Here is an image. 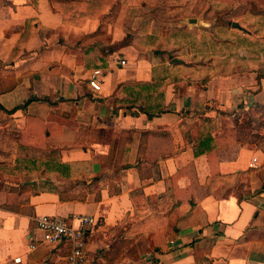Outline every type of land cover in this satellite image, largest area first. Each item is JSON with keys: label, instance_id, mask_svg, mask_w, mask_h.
Listing matches in <instances>:
<instances>
[{"label": "crops", "instance_id": "0c3cea01", "mask_svg": "<svg viewBox=\"0 0 264 264\" xmlns=\"http://www.w3.org/2000/svg\"><path fill=\"white\" fill-rule=\"evenodd\" d=\"M227 1L0 0V264L66 263L67 245L37 240L40 215L97 220L88 264H264V191L210 190L216 175L262 171L264 153L214 131L196 155L203 118L264 107V49L218 42L235 31L264 47V17L218 20ZM170 22L182 31L164 37Z\"/></svg>", "mask_w": 264, "mask_h": 264}, {"label": "rangeland", "instance_id": "374dc122", "mask_svg": "<svg viewBox=\"0 0 264 264\" xmlns=\"http://www.w3.org/2000/svg\"><path fill=\"white\" fill-rule=\"evenodd\" d=\"M227 2H230V0H228ZM231 2H233L234 5H230L231 3H229V6H225V10H227V13L223 12H217L216 13V17H218V20H223V17L225 16H230L231 20L233 19H237L240 24L244 23L241 22L242 20H245V17L250 13V12H262L264 10H261V8H264V0H232ZM252 3L253 5H256V3H258V5H261L260 8L253 10L249 5L247 8H244L245 3ZM263 6V7H262ZM256 7V6H255ZM250 8V9H249ZM248 10L250 12H248ZM258 10V11H257ZM149 11V8H146V10H142L139 9L137 10V12H135V14L140 15V16H148V15H153V14H159L157 13V11H154L153 13ZM116 16L118 17V14H116L115 12H109L106 13V18L108 20H113L116 19ZM169 17V12H167V10H164V17ZM250 23L247 26H251L253 24V19H250ZM147 24L145 23V18L142 19V28L140 30H144L145 26ZM231 26V25H230ZM182 26H179L176 23H171L170 24H164V37H169V35H171V33L177 32V31H182V28H180ZM161 29V28H160ZM148 30V29H147ZM149 30L153 31V30H157L159 31V28H149ZM189 39H185V40H178V45L181 44L179 47L177 45V47L180 49H184V43L189 42ZM122 43H124V39H122L121 41ZM108 44V43H107ZM106 44V50L112 49V45L108 44L109 46H107ZM160 51V47L154 48L152 50V52H157ZM181 55H183L181 53ZM245 112L242 109L238 110V114H240V118L239 121L236 122L234 119V115L231 116H224L222 118H220L217 121V134L218 135H222L223 137H225L227 146L229 147H233L236 149V147L239 146H246L249 149H253V150H260L264 153V107H262V109L260 110H255L252 111V116H254L255 121L253 123H246L244 121V117L245 115H243ZM224 139V140H225ZM1 143V141H0ZM240 148V147H239ZM1 159V157H0ZM262 165V171H257V169L253 170V168H249L248 171H246V174H244L242 177H239V182H228L230 181V177H215L214 181H213V189L216 190L218 196L221 198L224 195H226L227 193H233L236 196L239 197H246L247 195L252 194L253 191L256 190L257 186H259L258 188H261L264 185V161L261 164ZM259 170V169H258ZM257 171V172H256ZM234 180V179H233ZM226 183V185H225ZM222 186V187H221Z\"/></svg>", "mask_w": 264, "mask_h": 264}, {"label": "trees", "instance_id": "16d2710c", "mask_svg": "<svg viewBox=\"0 0 264 264\" xmlns=\"http://www.w3.org/2000/svg\"><path fill=\"white\" fill-rule=\"evenodd\" d=\"M254 6H261V5H258V3H256V5H254ZM261 10H264V8H261ZM260 13L264 17V13H262L261 11H260ZM237 28L240 29L241 27L239 25H237ZM243 30L247 31L245 28H243ZM220 31H222V29H220ZM220 35L221 36H218V42H221L223 45H225V48H233L234 49L236 47H246V48H248V51L252 52V53H254L255 51L258 52L259 49H264V47H260V46L257 47L258 45H257V43L255 41L251 40L250 38L244 37L240 33H237L235 31L232 32V34L230 36H227V37H224L222 33H220ZM221 37H224V38L220 41ZM110 52H112V51H109V53ZM141 86L142 87H146V90H156L157 83L148 84V85L144 84V85H141ZM159 95L160 94H158L157 96H154L153 98H156V97L159 98ZM150 98H152V96ZM38 99H41V98L30 97L27 101H25L24 105H22V106H26L30 102H32L34 100H38ZM44 99H46V98L44 97ZM239 107H240L239 109H242L245 112L243 115H245L244 121L246 123H253L255 121V118H254V116H252V113H251L252 111L259 110V109L261 110L262 109V106H260V105L254 110L245 109L243 104H241ZM0 108L4 109V107H2V105H0ZM152 108H157L158 111H152L151 113H149V117H152L154 114L159 113V112H161L163 110V108L160 105H157L156 107L153 106ZM14 110L15 109L7 110V111L8 112H13ZM231 115H232L231 113L218 110L216 118L205 117V118L202 119V122L200 123V126H199L198 136H197L196 141H195L196 145H197L196 155L203 154V153L207 152L208 150L213 149L216 146V140L213 137L212 132L216 131V129H217V121L222 116H231ZM239 116H240V114H238L237 112L234 114V119H236L235 120L236 122L239 121V118H240ZM23 161L25 163L29 162L27 160H23ZM61 166H64V164H61ZM62 172H63V170H62ZM244 174H246V171L237 172V173L228 174V175H216V176H214V177H212L210 179V190L213 192V194L216 197L220 198L218 196L216 190L213 189V186H212L214 178L215 177H223V178L224 177H230L231 180L227 181L226 183L232 182V181L233 182H239L240 181L239 177H242ZM76 180L77 181L75 183H73V185H80V186H82L84 188H87V187L91 186V185L88 186L87 181L84 180V179H76ZM226 183H225V185H226ZM263 191H264V185L261 188L256 189L253 192V194L254 193H260V192H263ZM240 198L243 199L245 197H240Z\"/></svg>", "mask_w": 264, "mask_h": 264}, {"label": "built area", "instance_id": "2783aa9c", "mask_svg": "<svg viewBox=\"0 0 264 264\" xmlns=\"http://www.w3.org/2000/svg\"><path fill=\"white\" fill-rule=\"evenodd\" d=\"M120 63L124 65L126 61L122 59ZM100 73L99 69L95 70L91 80V85L95 89H100V83L97 80V75ZM256 160L254 158V161ZM35 220L36 228L41 233V236L37 239L39 242L50 245L65 244L69 247L70 252L66 257L65 264H88L85 252V236L86 229L97 224V220L93 216H78L79 226H74L68 218L54 215H40ZM31 247L35 248V244L33 243Z\"/></svg>", "mask_w": 264, "mask_h": 264}, {"label": "water", "instance_id": "95a60500", "mask_svg": "<svg viewBox=\"0 0 264 264\" xmlns=\"http://www.w3.org/2000/svg\"><path fill=\"white\" fill-rule=\"evenodd\" d=\"M235 26H237L238 24L237 23H234Z\"/></svg>", "mask_w": 264, "mask_h": 264}]
</instances>
